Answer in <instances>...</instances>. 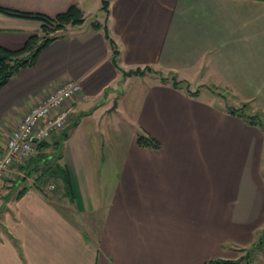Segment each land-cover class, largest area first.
<instances>
[{
	"label": "crops",
	"instance_id": "obj_1",
	"mask_svg": "<svg viewBox=\"0 0 264 264\" xmlns=\"http://www.w3.org/2000/svg\"><path fill=\"white\" fill-rule=\"evenodd\" d=\"M108 2L107 15L103 0H0L51 16L73 3L85 16L92 5L104 11L101 19L68 26L35 65L0 89L3 145L25 113L61 82L82 86L69 103L65 129L52 141L64 138L60 162L75 199L47 189L49 180L22 181L30 178L28 161L12 166L4 177L11 187L0 188V264L235 260L264 232V129L229 110L245 105V115L250 109L264 118V0ZM105 25L118 46L117 64ZM41 27L38 20L0 13V46L19 49ZM146 67L151 73L126 75ZM170 75L183 81L181 88L162 80ZM202 77L231 89L238 107L200 100V89L190 85ZM132 80L140 89L129 95L136 107L126 111L141 130L130 145L121 144L117 157L106 155V137L119 139L100 120L123 114ZM185 81L197 95L186 92ZM142 132L161 148L139 146Z\"/></svg>",
	"mask_w": 264,
	"mask_h": 264
},
{
	"label": "trees",
	"instance_id": "obj_2",
	"mask_svg": "<svg viewBox=\"0 0 264 264\" xmlns=\"http://www.w3.org/2000/svg\"><path fill=\"white\" fill-rule=\"evenodd\" d=\"M108 0H103V10L108 15ZM0 13L29 20H38L42 23L41 30L39 32L33 33L26 40L24 45L19 49H9L0 46V89L5 86L13 76H15L21 69L26 67H31L35 65L42 51L47 48L52 42L59 38H63L64 35L61 34L68 26L81 25L85 22L86 17L84 10L80 7L78 3L71 4L66 10L57 13L56 15H48L39 11H27L20 10L12 7H6L0 5ZM93 26L97 29L102 27L101 23L94 22ZM106 37L113 49V61L117 64V58L119 55V50L117 43L110 36L109 31L105 25L104 27ZM151 67H146V69H136L126 72V75L141 74L144 75L147 71H151ZM164 82H171V84L176 88H181L183 81H179L176 77L169 80L166 77H162ZM186 92L190 95H197L198 91H191L189 86L186 87ZM245 105L241 108H230V113L239 116H244L245 120L250 125L260 126L264 129V123L259 115H245L244 113ZM68 136V132L64 134V137ZM64 139V138H63ZM63 139L55 141L53 147L60 151L63 146ZM137 144L144 148H150L159 150L161 148V142L149 133L142 132L137 136ZM52 144L49 141L41 142L38 145V153L33 156L28 162L33 166L34 170H38L39 162H46L49 155L46 150L49 149ZM62 150V149H61ZM62 153L58 154L59 158H62ZM30 169V168H29ZM47 175V179L61 177L63 181V186L65 194L70 197L73 202L75 199V193L72 186L70 173L65 165L58 162L56 164L49 165L44 172L38 177L42 179ZM23 192V190H22ZM23 194V193H22ZM21 195H18L20 198ZM264 238V232L262 234ZM263 240V239H262ZM240 261L235 260H225V259H215L204 264H239Z\"/></svg>",
	"mask_w": 264,
	"mask_h": 264
},
{
	"label": "rangeland",
	"instance_id": "obj_3",
	"mask_svg": "<svg viewBox=\"0 0 264 264\" xmlns=\"http://www.w3.org/2000/svg\"><path fill=\"white\" fill-rule=\"evenodd\" d=\"M101 4V3H100ZM102 6L97 4L96 6L91 7L90 12L87 13V15L85 16L87 18V21L92 22L94 20H96L97 18H100L102 16H104V11L101 8ZM101 8V9H100ZM148 73H151L149 71H147ZM156 75V74H155ZM174 76L170 75L168 76V79L171 80ZM195 82H199V83H195ZM219 81L215 80L214 78H208V77H202V79L200 78V80L197 81H193V83L190 85L192 90H198L200 89V100L205 101V102H209V100L212 98L213 100H215V102L220 103L221 105H228V106H232L235 105L236 107H238V101L236 100V98L232 95L231 93V89H228V87L226 85H224L223 83H218ZM139 84L137 81L132 80V82L127 86V91L126 94L128 95L126 98V101L124 103V105H121L120 110L119 111H124L123 114H119V112H112L108 115H105V118L101 121V126H105L106 127L108 125H110L113 129V133L114 135L119 139L118 143L115 142L113 143V140L111 141L110 137H106V142H108V139H110V144L109 147H107L106 149V155H111V152H113L114 157H117L118 152L120 151L121 144H125L127 147L128 145H130L132 143V140H134V137L136 135L137 132H139L141 130V127L134 124V122L128 117V113L126 111V106L128 107V110H130V107H136V101L132 100V98H129L130 94H133L134 92L136 93L137 90H139V86L137 85ZM185 84L188 85L189 83H187L185 81ZM204 84V85H201ZM183 88H185V85H183ZM120 96H124V93H121ZM225 109V108H224ZM248 114L252 115L254 114L250 109H247L246 111ZM127 115V117H126ZM264 120V118H263ZM54 141V139L52 138L51 140H49V142ZM120 141H122V143H119ZM109 143V142H108ZM108 146V145H107ZM53 144L52 146L46 150L47 154L49 155V157L47 158L48 160H46V162H39L38 164V170H34L33 166H30V169H25L26 173L28 174V176H30L29 179H27V177H24L23 180H28V184H32L34 183V181H36L38 179V177L44 172V170L49 167V165L52 164H56V162L60 163V159L58 157V154L60 153L59 150L57 149H53ZM61 149V148H60ZM38 151L36 152L35 155H37ZM29 162H27L28 164ZM31 165V164H30ZM64 165V164H62ZM47 175H45L42 180H48ZM56 180V181H55ZM50 184L55 185L54 182L58 183L55 185V188L53 187H49L47 189L49 190H54L57 189V195H60L64 193V186H63V181L61 177L58 178H51L49 179ZM5 182L3 181L2 185L0 186V188H2L3 184ZM52 185V186H53ZM5 186H8V183H5ZM57 186V187H56ZM6 187V188H7ZM11 187V186H10ZM20 189L19 187L15 188L12 191V195H15ZM3 192L4 188H2ZM67 196H65L66 198ZM57 199H59L57 197ZM66 202V201H65ZM67 203V202H66ZM62 205V203H61ZM63 205L65 206L66 204L63 202ZM65 208V207H64ZM71 206H67L66 211L70 210ZM263 233V232H262ZM263 239V240H262ZM237 255L238 258L235 259V261H240L239 264H264V238L262 236V234L257 233L256 236V240L253 244L249 245L248 247H244L240 250L237 251Z\"/></svg>",
	"mask_w": 264,
	"mask_h": 264
},
{
	"label": "built area",
	"instance_id": "obj_4",
	"mask_svg": "<svg viewBox=\"0 0 264 264\" xmlns=\"http://www.w3.org/2000/svg\"><path fill=\"white\" fill-rule=\"evenodd\" d=\"M81 90L78 81L61 82L25 113L3 145L0 135V186L12 166L29 161L41 142L51 140L65 129L70 114L69 103Z\"/></svg>",
	"mask_w": 264,
	"mask_h": 264
},
{
	"label": "water",
	"instance_id": "obj_5",
	"mask_svg": "<svg viewBox=\"0 0 264 264\" xmlns=\"http://www.w3.org/2000/svg\"><path fill=\"white\" fill-rule=\"evenodd\" d=\"M115 108V107H114Z\"/></svg>",
	"mask_w": 264,
	"mask_h": 264
}]
</instances>
